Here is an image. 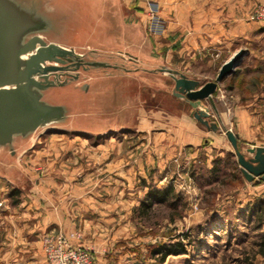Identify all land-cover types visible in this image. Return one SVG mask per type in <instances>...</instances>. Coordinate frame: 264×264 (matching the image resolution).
Returning a JSON list of instances; mask_svg holds the SVG:
<instances>
[{
    "label": "rangeland",
    "instance_id": "rangeland-1",
    "mask_svg": "<svg viewBox=\"0 0 264 264\" xmlns=\"http://www.w3.org/2000/svg\"><path fill=\"white\" fill-rule=\"evenodd\" d=\"M127 3L140 10L148 33H166L168 19L160 0ZM79 4L89 8L92 1L73 5ZM260 4L249 13L251 20ZM70 22L59 39H88L87 33L76 32V22ZM256 35L252 48L263 56L264 28ZM241 41L247 45L246 38ZM226 57L213 68L198 69L214 79ZM258 64L264 68L263 62ZM250 65L246 60L241 74H231L220 83L219 98L231 117L234 99L251 103L252 112L253 81L259 83L261 75H252ZM125 77L130 75L102 79V96H86L80 104L85 123L111 118L117 125L131 124V129L100 135L51 129L36 135L16 157L1 156L0 264L26 259L32 252L39 258L43 252L46 264L45 237L59 235L74 246L88 248L93 264H264L259 252L264 222L257 228V221L247 213L249 206L264 200V182L248 180L232 152L211 150L209 155L201 146L180 144L175 120H182L188 107L171 95L167 75L139 73L123 86L120 80ZM259 112L264 124V107ZM234 124L238 126L235 119L228 120L226 128ZM240 127L239 143L249 154L252 138L264 141V127L252 131V117L250 122H240ZM216 161L221 168L217 178L211 172ZM169 185L175 187L179 200L174 195L166 202L144 203L151 188ZM36 225H44L42 237L32 233ZM180 241L186 247L184 253L162 260V252L154 251Z\"/></svg>",
    "mask_w": 264,
    "mask_h": 264
},
{
    "label": "water",
    "instance_id": "water-1",
    "mask_svg": "<svg viewBox=\"0 0 264 264\" xmlns=\"http://www.w3.org/2000/svg\"><path fill=\"white\" fill-rule=\"evenodd\" d=\"M78 1L82 0H0V161L4 153L16 157L36 135L51 129L98 135L116 130L111 118L83 122L80 102L86 96H102V79L118 75H167L171 93L193 107L191 116L219 130V123L211 119L212 111L218 112L215 93L223 79L235 73L246 48L224 61L214 79L202 82L198 75L144 60L114 42H97L92 25L96 8L103 3L91 0L89 8L74 7ZM69 22H76V32L87 33L88 39H59ZM224 130L244 176L250 181L264 180V146L247 147L251 153L247 155L237 134L230 128Z\"/></svg>",
    "mask_w": 264,
    "mask_h": 264
},
{
    "label": "crops",
    "instance_id": "crops-1",
    "mask_svg": "<svg viewBox=\"0 0 264 264\" xmlns=\"http://www.w3.org/2000/svg\"><path fill=\"white\" fill-rule=\"evenodd\" d=\"M100 1L103 5L102 8H96L97 19L92 25L94 38L97 42L107 44L114 42L134 52L144 60L165 63L188 74L198 75L202 82L209 79L210 76L203 69H198L199 67L213 68L222 57L227 55L226 58H229L240 48H246V53L241 63L236 67L235 73L240 72L242 63L247 60L252 63L250 65L252 75L256 73L261 75L259 83L253 81L254 85L255 83L256 86L261 85V88H256V86L252 88L254 90L252 112L248 109L251 107V103L238 102L234 99L233 106L236 108L233 117L229 116L222 107V99L219 98V84L215 93L218 112L213 110L211 113V119L216 120L220 125L219 130L215 131L191 116L190 112L193 107L186 99L171 93L176 101L188 107L186 116L182 120L179 118L175 120L178 125L176 128L180 135L178 138L180 144L196 148L201 146L207 149L209 155L211 150H218L222 154L225 153V150L235 153L231 149L232 143L224 130L228 127V120L235 119L238 126L235 127L234 124L235 128L232 127L231 129L237 134L239 142L242 135L240 122H250L252 117V131H260L264 127L263 121L259 120V108L264 107V78H262L264 77V68L261 69V64H258V61L264 64V55L258 56L252 48L253 39L257 36L256 32L264 28V21H253L249 18V13L253 7L258 3H263L264 0H160L164 17L168 19V30L163 36H153L148 33L142 13L138 9L130 8L127 3L129 0ZM242 38L247 39V45L241 43ZM224 61L225 59L222 63ZM130 77L121 78L120 81L123 86L127 85ZM201 102L204 105H210L207 100ZM131 127L129 123L116 124V130L108 132H114L118 129H131ZM258 145L264 146V141L252 138V144L247 145V147ZM244 153L246 154V152ZM247 155H251V153ZM43 227L44 225L39 227L36 225L31 228L32 233L42 237L45 231ZM36 254V252H32L31 257L14 259L13 262L7 263L44 264L43 252L40 253L41 258L38 257V254L35 256Z\"/></svg>",
    "mask_w": 264,
    "mask_h": 264
},
{
    "label": "trees",
    "instance_id": "trees-1",
    "mask_svg": "<svg viewBox=\"0 0 264 264\" xmlns=\"http://www.w3.org/2000/svg\"><path fill=\"white\" fill-rule=\"evenodd\" d=\"M240 146V143H239ZM241 147V146H240ZM234 153V152H233ZM235 154V153H234ZM238 162V161H237ZM219 162L216 161L213 167L211 168V172L213 173L214 177H218V174L221 171V168L218 164ZM244 175V174H243ZM263 180H257L255 183H259ZM15 195L19 194V189H15L13 192ZM177 200L180 199V196L175 193V187L173 185L166 186L164 188H151L146 196V199L144 203H147L146 205L150 206L155 200L166 202L170 199L171 196H174ZM17 201V200H16ZM249 213V219H252V217L257 221L256 227L261 228L262 224L264 222V200H259L258 202L254 203L253 205L248 207ZM259 252L264 255V239H262L259 243ZM154 251H161L162 252V260H165V258L169 254H179L186 252V247L183 244L182 241L175 243L173 245H163L158 248H156Z\"/></svg>",
    "mask_w": 264,
    "mask_h": 264
},
{
    "label": "built area",
    "instance_id": "built-area-1",
    "mask_svg": "<svg viewBox=\"0 0 264 264\" xmlns=\"http://www.w3.org/2000/svg\"><path fill=\"white\" fill-rule=\"evenodd\" d=\"M252 19H264V3L258 5L252 14ZM45 250L48 261L46 264H93L88 248L74 246L63 236L45 237Z\"/></svg>",
    "mask_w": 264,
    "mask_h": 264
}]
</instances>
